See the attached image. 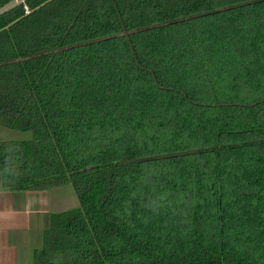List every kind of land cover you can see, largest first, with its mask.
Wrapping results in <instances>:
<instances>
[{"label":"trees","instance_id":"obj_1","mask_svg":"<svg viewBox=\"0 0 264 264\" xmlns=\"http://www.w3.org/2000/svg\"><path fill=\"white\" fill-rule=\"evenodd\" d=\"M0 127L30 264H264V0H0Z\"/></svg>","mask_w":264,"mask_h":264},{"label":"crops","instance_id":"obj_2","mask_svg":"<svg viewBox=\"0 0 264 264\" xmlns=\"http://www.w3.org/2000/svg\"><path fill=\"white\" fill-rule=\"evenodd\" d=\"M28 136L0 127V141ZM76 205L67 185L44 191H5L0 181V264H30L32 252L41 246L44 217Z\"/></svg>","mask_w":264,"mask_h":264},{"label":"built area","instance_id":"obj_3","mask_svg":"<svg viewBox=\"0 0 264 264\" xmlns=\"http://www.w3.org/2000/svg\"><path fill=\"white\" fill-rule=\"evenodd\" d=\"M24 13H28V11H27V9H26V8H24Z\"/></svg>","mask_w":264,"mask_h":264},{"label":"water","instance_id":"obj_4","mask_svg":"<svg viewBox=\"0 0 264 264\" xmlns=\"http://www.w3.org/2000/svg\"><path fill=\"white\" fill-rule=\"evenodd\" d=\"M123 34L125 35V34H126V32H125V31H123Z\"/></svg>","mask_w":264,"mask_h":264},{"label":"rangeland","instance_id":"obj_5","mask_svg":"<svg viewBox=\"0 0 264 264\" xmlns=\"http://www.w3.org/2000/svg\"><path fill=\"white\" fill-rule=\"evenodd\" d=\"M77 206V205H76Z\"/></svg>","mask_w":264,"mask_h":264}]
</instances>
